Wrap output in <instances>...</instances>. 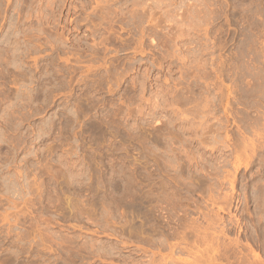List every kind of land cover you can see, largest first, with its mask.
<instances>
[{
    "label": "rangeland",
    "instance_id": "1",
    "mask_svg": "<svg viewBox=\"0 0 264 264\" xmlns=\"http://www.w3.org/2000/svg\"><path fill=\"white\" fill-rule=\"evenodd\" d=\"M263 193L264 0H0V264L234 263Z\"/></svg>",
    "mask_w": 264,
    "mask_h": 264
},
{
    "label": "bare ground",
    "instance_id": "2",
    "mask_svg": "<svg viewBox=\"0 0 264 264\" xmlns=\"http://www.w3.org/2000/svg\"><path fill=\"white\" fill-rule=\"evenodd\" d=\"M233 186L234 184L232 185V191L233 190L235 191ZM234 191H233V194H234ZM233 199L234 198H232L231 195H228V194L224 197L223 201H225L224 202L225 206L222 207V212H225L227 210L229 212V209H231L230 207H232L233 205ZM235 224H238V223L236 222ZM226 228L228 227L226 226ZM249 230H250L249 233H247L244 237L238 236V238L236 237V239L233 238L232 240V237H230L231 239L228 238L231 231L228 230L229 234H227L226 232L227 229H225V227L222 226V238H223L222 247L224 248L223 250L225 251V253H222V254L225 255V258L227 256L230 257L228 253L233 251L232 253L236 260L234 263H229V264H264V226L258 227L257 224H252L251 229ZM227 238L229 239V243H226L227 240L224 242V240ZM181 244L184 247L180 245V243L171 244L170 252H173L174 254L175 253L174 250L180 247L181 250H184L185 252L188 251V253L189 252L191 253V249L189 248V245H190L189 240L187 242H182ZM163 261H164V264H201L197 262H192L189 259H186V260L178 259V258L176 259L175 257L174 259H172L171 254H170V257L169 256L164 257Z\"/></svg>",
    "mask_w": 264,
    "mask_h": 264
}]
</instances>
